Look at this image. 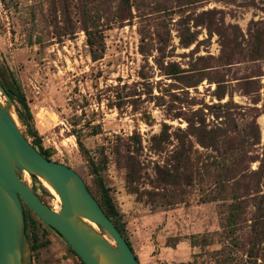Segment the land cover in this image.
I'll return each instance as SVG.
<instances>
[{"label": "rangeland", "instance_id": "1", "mask_svg": "<svg viewBox=\"0 0 264 264\" xmlns=\"http://www.w3.org/2000/svg\"><path fill=\"white\" fill-rule=\"evenodd\" d=\"M0 74L141 264H264V0H0ZM24 207L33 264H83Z\"/></svg>", "mask_w": 264, "mask_h": 264}, {"label": "water", "instance_id": "2", "mask_svg": "<svg viewBox=\"0 0 264 264\" xmlns=\"http://www.w3.org/2000/svg\"><path fill=\"white\" fill-rule=\"evenodd\" d=\"M0 92L7 99L0 102V264H33L23 201L68 242L85 264H141L82 176L44 156L23 133L13 112L15 102L1 79ZM19 171L47 181L60 196V210L42 201Z\"/></svg>", "mask_w": 264, "mask_h": 264}, {"label": "trees", "instance_id": "3", "mask_svg": "<svg viewBox=\"0 0 264 264\" xmlns=\"http://www.w3.org/2000/svg\"><path fill=\"white\" fill-rule=\"evenodd\" d=\"M87 32H88V34H89V37H88V41H89V44H90V46H91V52H92V56H93V58L95 59V60H97V59H99V58H101V57H103V55H102V53H99V50H101L100 49V46H98V44L96 43V41L94 40V37H93V35H92V32H89V29H87ZM0 79H1V81H2V85H3V87L5 88V90H6V92L12 97V98H16L15 96H16V94H15V91L6 83V82H4L3 81V78H2V76H1V74H0ZM22 103H24V106H26V108H28V105L26 104V100L24 99V98H22ZM16 111H17V114H18V116H19V118L23 121V122H28L27 121V117H26V115H25V113L18 107V106H16ZM30 133L34 136V139H33V141H31L32 142V144L36 147V148H38V150L44 155V156H46L47 158H50L51 159V154H50V152L49 151H47L44 147H43V145H42V142H41V139H40V137H38V135H37V133H36V131H34V129L33 128H31L30 127ZM182 164V163H181ZM162 171H165V172H162ZM160 172H161V175H162V177H168V179L169 178H175V175L174 174H172L170 171H166V170H163V169H161L160 168ZM34 179H36V180H38L36 177H33ZM106 198H107V201L109 202V204H110V210L109 211H107V210H104L103 208V210L105 211V213L114 221V223L116 224V226H117V228L123 233V235L126 237V239H127V241L129 242V244L131 245V247H132V244H131V242H130V240L127 238V236H126V234H125V229L123 228V226L121 225L122 223H121V221H120V216H119V213H118V211L115 209V206H114V204H113V202H112V199H111V197L109 196V193H108V191H106ZM101 206V205H100ZM231 207H234V210L235 211H238V208H239V205H232ZM234 210L232 211V214L230 215V220L231 219H233L234 217H236L237 216V214L236 213H234ZM116 216V217H115ZM50 228H52V227H50ZM53 229V228H52ZM26 230H27V228H26ZM56 231V230H55ZM57 232V231H56ZM58 233V232H57ZM27 235H28V233H27ZM74 253H75V251H74ZM76 254V253H75ZM77 255V254H76ZM78 256V255H77ZM81 259V258H80ZM263 261H264V259H263ZM83 262V261H82ZM83 264H85L84 262H83Z\"/></svg>", "mask_w": 264, "mask_h": 264}, {"label": "bare ground", "instance_id": "4", "mask_svg": "<svg viewBox=\"0 0 264 264\" xmlns=\"http://www.w3.org/2000/svg\"><path fill=\"white\" fill-rule=\"evenodd\" d=\"M1 95V94H0ZM0 102L4 103V101L2 100L1 96H0ZM18 122V121H17ZM23 175H24V178L28 181L29 178H30V174L27 172V171H23ZM43 184H44V188H46L49 192H51L55 198H57L58 201H61L60 200V196L59 194L55 191V189L45 180H43ZM60 205V204H59ZM57 211H59V206L58 208L56 209ZM91 223V222H90ZM94 227L97 228L96 224L94 223H91Z\"/></svg>", "mask_w": 264, "mask_h": 264}, {"label": "flooded vegetation", "instance_id": "5", "mask_svg": "<svg viewBox=\"0 0 264 264\" xmlns=\"http://www.w3.org/2000/svg\"><path fill=\"white\" fill-rule=\"evenodd\" d=\"M23 208H24V213H25L24 201H23ZM25 220H26V219H25Z\"/></svg>", "mask_w": 264, "mask_h": 264}]
</instances>
